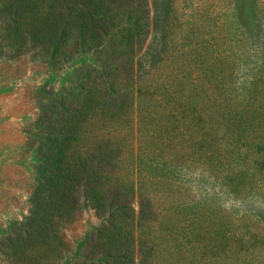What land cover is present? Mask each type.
<instances>
[{"label":"trees","instance_id":"16d2710c","mask_svg":"<svg viewBox=\"0 0 264 264\" xmlns=\"http://www.w3.org/2000/svg\"><path fill=\"white\" fill-rule=\"evenodd\" d=\"M197 1L179 28L174 0H0L4 64L96 61L36 92L25 131L35 178L14 242L39 239L41 261L51 247L82 250L81 264H264L260 203L245 202L264 198V0L230 52L216 34L227 0ZM193 169L235 207L207 213L210 193L179 181ZM84 212L96 222L68 240Z\"/></svg>","mask_w":264,"mask_h":264},{"label":"rangeland","instance_id":"374dc122","mask_svg":"<svg viewBox=\"0 0 264 264\" xmlns=\"http://www.w3.org/2000/svg\"><path fill=\"white\" fill-rule=\"evenodd\" d=\"M191 1L194 4L199 3L197 0H174L178 11L173 18L179 28H184L185 18L189 12L187 5ZM248 2L249 0H230V2L227 0L224 7L221 6V10L217 11L220 14L225 12L227 16L223 21V26H220L216 33L220 39H227L228 42L224 45L226 52L234 50L238 31L242 30L243 34L253 32L251 29L252 18L246 11ZM230 8L231 11H229ZM199 15L200 13L197 15V24L200 23ZM216 28L217 26L214 27V30ZM95 63L96 61L91 55L80 56L73 60L66 70L60 74H53L43 70L42 67H34L28 63V60L13 64H4L0 61V264H81L78 254H81L82 250L73 249L70 254L65 252L58 254L50 252L49 250L52 248L49 247L48 252H45L47 253L46 259L41 261L39 239L34 241L31 250H29L30 244L25 239H21L17 243L14 240L16 239V229L28 216L29 193L35 178L36 160L33 152L29 151L27 146L25 131L33 122L37 112L36 92H38V97L41 96L42 102V98H44L42 89L46 84L55 88L69 86L78 78V71L86 70L94 66ZM180 143L185 148L184 142ZM200 171L193 169L188 174H185V171L182 175L179 174L182 187L185 190L189 187L195 194L209 192L211 198L208 200L209 206L205 210L209 214L213 213L211 206L216 203V200L234 208L235 203H233L232 197L226 195L218 188L219 186H215L212 179L200 175ZM196 172H199L198 176H196ZM165 197H159V200H164ZM253 200L254 204L260 203L258 205L262 215L260 219L264 226V198L255 200L251 197L245 202L253 204ZM200 201L203 202V198ZM132 206L137 212L138 199L136 196L133 198ZM88 222L93 224L96 222L92 213H82L74 224L65 229V234L68 236L66 238L73 241V236L74 238L79 235L82 237L88 228ZM7 238L10 239L9 244L3 245Z\"/></svg>","mask_w":264,"mask_h":264}]
</instances>
